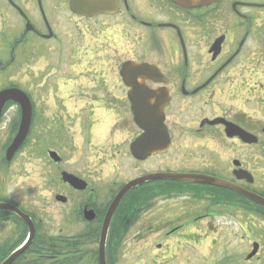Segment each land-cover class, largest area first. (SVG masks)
I'll list each match as a JSON object with an SVG mask.
<instances>
[{
  "label": "flooded vegetation",
  "instance_id": "af4514ba",
  "mask_svg": "<svg viewBox=\"0 0 264 264\" xmlns=\"http://www.w3.org/2000/svg\"><path fill=\"white\" fill-rule=\"evenodd\" d=\"M6 14L18 22L0 29V75L5 51L18 59L27 45L33 54L55 51L75 73L47 82L58 105L33 109L34 154L44 155L59 189L42 207L0 190V202L28 215L35 230L30 238L24 217L0 208V263L27 244L10 264H100L112 200L150 173L217 176L264 196V0H0V18ZM126 62L148 63L161 74L131 75L127 84L120 73ZM135 78L164 99V125L136 121ZM70 97L78 99L76 115L66 105ZM137 140L139 157L132 151ZM63 172L83 179L85 188L65 181ZM243 172L249 175L240 178ZM231 191L171 176L131 188L112 217L106 263L127 258L134 242H173L166 254L182 241L216 242L230 235L216 220L230 221L235 212L239 225L248 211L264 220V207ZM262 247L252 258L263 260Z\"/></svg>",
  "mask_w": 264,
  "mask_h": 264
},
{
  "label": "rangeland",
  "instance_id": "374dc122",
  "mask_svg": "<svg viewBox=\"0 0 264 264\" xmlns=\"http://www.w3.org/2000/svg\"><path fill=\"white\" fill-rule=\"evenodd\" d=\"M15 21H17V18L6 14L4 18H0V29H6ZM32 38V36L29 37V39ZM30 47L33 48L32 45L23 48L25 53L22 50L18 51L19 58L15 59L3 75H0V89L12 85L21 87L29 94L33 108L38 109L41 107L43 109L50 105H58L55 98L47 95V82H53L54 78L59 75L75 73L73 65L68 70L66 63L59 60V54H54L55 51H46L44 55L38 52L33 54ZM8 50L5 51L7 53L6 61L10 58ZM59 90L62 89L59 88ZM68 99L66 105H70L69 111L76 115L73 105L75 102L77 103L78 99L74 97ZM42 109H39L40 112H42ZM17 115H19L17 104H8L4 109L0 121L1 147L7 138L9 140V133L12 132L11 122ZM66 121H69V119L67 118ZM34 134L35 131L31 124V130L23 143L24 145L16 152L12 161L7 162L5 156L0 155V190L6 195L7 199H16L25 204H37V207L39 205V207H42L41 204H47L52 200L51 195L58 187L51 182V172L44 155L34 154L35 147L38 145L34 141ZM254 169L258 171L256 168ZM2 192H0V198L4 195ZM235 213L231 216L230 221L216 220L220 233L222 230L230 229L228 237L225 236L216 242L206 241L199 244L195 242L194 245L184 241L180 244L174 243L169 254H166V252L170 251L173 242H163L162 246L164 245V247L162 248L157 247L156 241L134 242L130 243L127 258L119 259L118 264H264V220L258 217L259 215L252 216V214H256L254 211H248L245 223L239 225V215L237 212ZM253 240H257L262 244L263 260L260 257H254L245 261L246 254L252 248ZM122 245L125 246L126 243ZM147 251L149 252L148 261L145 258V256H148ZM131 254L133 255L131 256ZM143 255L146 262L142 258ZM139 256L141 257L140 261H138ZM133 257H135V261Z\"/></svg>",
  "mask_w": 264,
  "mask_h": 264
},
{
  "label": "water",
  "instance_id": "95a60500",
  "mask_svg": "<svg viewBox=\"0 0 264 264\" xmlns=\"http://www.w3.org/2000/svg\"><path fill=\"white\" fill-rule=\"evenodd\" d=\"M121 74L123 76L124 81L127 84H132V78L131 75H140L141 77H144V75H158L161 74V71L153 65H150L148 63H133V62H126L122 69ZM144 79V78H143ZM143 79H134L131 92V100L133 103V106L135 107V113H136V121L141 123H152L154 126L159 125V123L164 125V107L166 105L164 99L161 100L158 93L154 92V90L149 89L146 87L145 84H143ZM13 100L15 102H18L21 107V120L19 124L18 131L13 138L12 142L9 144L6 150V158L7 160H11L15 152L19 149V147L24 142L25 138L28 135L30 125H31V119H32V112H33V104L32 100L29 97V95L22 90L19 87H8L4 88L0 91V117L2 114V110L6 104L7 101ZM168 100V98H167ZM141 108V110H138ZM156 123V124H155ZM164 128V126H163ZM155 128H151V131H153ZM245 140L251 141L250 137L248 135H245L244 132H241ZM248 133V132H246ZM153 148H157V146H151V150ZM143 150V144L141 140H137L132 145V151H134V155L137 157L142 156L141 152ZM56 152L51 151L50 155L57 159ZM247 173V172H246ZM245 172L242 173V175L239 174L240 178L247 177L249 174H246ZM165 176H171L174 178H183V179H191L194 181H200V182H206L210 184L220 185L227 188H230L250 199L253 201L260 203L264 206V196L255 193L239 183L216 177L211 175H201V174H164L161 172H154L150 173L144 176H140L137 178H134L127 182L116 194L114 199L111 202V205L107 211L103 228H102V234L100 239V247H99V256H100V264H107L106 263V257H105V248H106V239L107 234L109 230V226L112 220V217L114 215V212L116 211V208L118 207L120 201L125 196V194L133 187L137 186L138 184L143 183L144 181L148 179H154V178H160ZM63 179L65 181H68L71 183L74 187L83 189L86 186V182L79 178L78 176L63 172ZM0 208H10L14 211H16L18 214L24 217V219L32 226L31 229V235L30 238H33L35 230L33 229V222L31 218L24 214L18 207L11 203L7 202H0ZM27 244L24 245L22 248L15 251L6 261L2 262L1 264H10L15 256L19 255L25 248ZM259 244L257 242H254L253 244V250L247 255V258H251L258 250Z\"/></svg>",
  "mask_w": 264,
  "mask_h": 264
},
{
  "label": "trees",
  "instance_id": "16d2710c",
  "mask_svg": "<svg viewBox=\"0 0 264 264\" xmlns=\"http://www.w3.org/2000/svg\"><path fill=\"white\" fill-rule=\"evenodd\" d=\"M13 63H14V61L12 62L11 60H7L3 65L5 67H8L10 64H13ZM12 103L13 102H10L9 104H12ZM18 122H19V115H18V117H17V119L15 121V126H14L15 128L12 129L13 132L15 131ZM233 196H239V194L234 192V191H231V197H233Z\"/></svg>",
  "mask_w": 264,
  "mask_h": 264
}]
</instances>
